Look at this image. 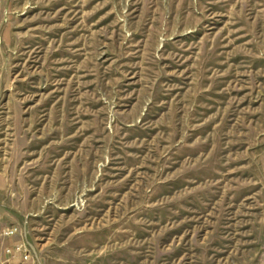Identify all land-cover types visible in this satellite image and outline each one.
Listing matches in <instances>:
<instances>
[{
	"label": "rangeland",
	"instance_id": "1",
	"mask_svg": "<svg viewBox=\"0 0 264 264\" xmlns=\"http://www.w3.org/2000/svg\"><path fill=\"white\" fill-rule=\"evenodd\" d=\"M21 242L264 264V0H0V254Z\"/></svg>",
	"mask_w": 264,
	"mask_h": 264
},
{
	"label": "built area",
	"instance_id": "2",
	"mask_svg": "<svg viewBox=\"0 0 264 264\" xmlns=\"http://www.w3.org/2000/svg\"><path fill=\"white\" fill-rule=\"evenodd\" d=\"M17 230H12L8 236L16 235ZM35 249L25 242L17 243L5 249L4 256L0 254V264H29Z\"/></svg>",
	"mask_w": 264,
	"mask_h": 264
}]
</instances>
